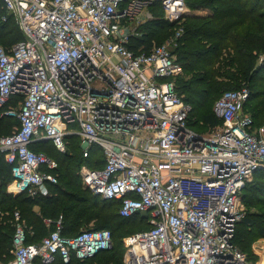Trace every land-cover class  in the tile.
Returning a JSON list of instances; mask_svg holds the SVG:
<instances>
[{
	"label": "built area",
	"instance_id": "built-area-1",
	"mask_svg": "<svg viewBox=\"0 0 264 264\" xmlns=\"http://www.w3.org/2000/svg\"><path fill=\"white\" fill-rule=\"evenodd\" d=\"M154 4L170 23L188 11L184 0H0L21 32L9 47L0 45V115L18 120L0 136L12 176L7 189L46 194L58 163L30 144L48 140L63 153L75 135L84 157L91 146L103 155L101 167H79L82 186L118 201L120 216H147L149 228L123 238V264H264L261 239L251 245L258 261L233 242L245 213L241 191L264 169L262 127L250 131L243 113L248 88L214 101L220 125L190 128L191 107L173 81L182 66L168 43L127 47L153 18ZM181 32L174 29V43ZM13 96L17 104L5 107ZM13 221L12 257L0 264L67 263L112 245L104 228L61 234L62 215L44 219L54 228L28 243L18 212Z\"/></svg>",
	"mask_w": 264,
	"mask_h": 264
},
{
	"label": "trees",
	"instance_id": "trees-1",
	"mask_svg": "<svg viewBox=\"0 0 264 264\" xmlns=\"http://www.w3.org/2000/svg\"><path fill=\"white\" fill-rule=\"evenodd\" d=\"M190 11L208 9V15L187 13L180 23L163 19L158 4L150 10L153 18L137 27L138 35L131 36L127 47L133 51L147 50L170 37L176 27L181 35L171 51L182 66V72L173 81L182 100L190 105L188 126L204 132L220 125L222 120L213 112V103L225 90L248 88L243 113L252 119L251 129L264 125V0H184ZM4 17V20H1ZM21 38V32L11 15L0 9V45L9 47ZM261 58V61L259 60ZM20 96H13L5 105L17 104ZM4 107V108H5ZM248 109V110H247ZM2 108H0V113ZM18 120L0 115V136L9 134ZM205 129H199L200 126ZM67 147L58 152L48 141L30 144L34 151H41L58 163L57 182L46 184V194L29 195L27 192H6L12 182L10 166L0 153V261L11 256L13 213L18 212L26 228V242H37L47 230L44 219L51 221L62 215L61 234L73 236L88 228H104L111 233V248L101 250L85 259L71 256L67 263L55 264H123V238L136 231L149 228L146 214L136 212L130 216L118 215V201L107 200L85 189L78 169L82 164L91 168L103 165L99 147L91 146L83 156L79 138L67 136ZM49 147V148H48ZM52 148V150L50 149ZM251 181L241 191L246 207L244 216L236 225L233 242L246 253L249 260L256 259L251 245L264 238V169L256 170ZM78 179H77V178ZM63 181V184H62ZM66 185V186H64ZM69 188H68V187ZM39 207L40 213L33 207ZM61 212V213H60ZM45 214L49 216L46 217ZM84 226V229H80Z\"/></svg>",
	"mask_w": 264,
	"mask_h": 264
},
{
	"label": "rangeland",
	"instance_id": "rangeland-1",
	"mask_svg": "<svg viewBox=\"0 0 264 264\" xmlns=\"http://www.w3.org/2000/svg\"><path fill=\"white\" fill-rule=\"evenodd\" d=\"M187 13H191V14H197V15H208L209 13H210V11L208 10V9H195V10H193V11H190L189 9H188V11H187ZM186 13V14H187ZM138 27H140V25L138 26ZM173 38H175V34H173V35H171L170 37H167V38H165L164 40H162L161 41V43L160 44H164V43H168L167 44V47L170 49V50H172L173 48H175V46H176V39L178 38H176V39H174V41H175V43L173 42ZM248 110V109H247ZM198 126H200L199 127V129H202V130H204L205 128L204 127H201V125H198ZM205 131V130H204ZM49 148V147H48ZM50 149L52 150V148L50 147ZM79 170V169H78ZM79 174L77 173V176H78ZM253 177H254V175H252L251 176V178L249 179V181H251L252 179H253ZM77 178V177H76ZM78 179V178H77ZM62 184H63V181H62ZM64 186H66V185H64ZM68 187V186H67ZM69 188V187H68ZM6 192L7 193H10V191L6 188ZM242 203H243V201H242ZM243 208L246 210V207L244 206V203H243ZM33 209L36 211V212H38V213H40L41 211H40V208L39 207H37V206H35V207H33ZM244 210V211H245ZM61 213V212H60ZM46 215V217L47 216H49L48 214H45ZM46 219H48V218H46ZM50 220V219H49ZM44 224H45V227H42V230L43 231H45V230H47V228L46 227H48L49 226V224L50 223H45L44 222ZM80 229H84V226H81L80 227ZM264 239V238H263ZM259 243L261 244V246L263 245V249H264V240H259ZM262 251H264V250H262ZM263 253V252H262ZM256 259H255V261H258L259 260V254H256ZM261 262H264V257L262 258V260H261ZM260 262V263H261Z\"/></svg>",
	"mask_w": 264,
	"mask_h": 264
},
{
	"label": "water",
	"instance_id": "water-1",
	"mask_svg": "<svg viewBox=\"0 0 264 264\" xmlns=\"http://www.w3.org/2000/svg\"><path fill=\"white\" fill-rule=\"evenodd\" d=\"M262 134L264 136V125L262 126Z\"/></svg>",
	"mask_w": 264,
	"mask_h": 264
},
{
	"label": "crops",
	"instance_id": "crops-1",
	"mask_svg": "<svg viewBox=\"0 0 264 264\" xmlns=\"http://www.w3.org/2000/svg\"><path fill=\"white\" fill-rule=\"evenodd\" d=\"M264 240V239H263Z\"/></svg>",
	"mask_w": 264,
	"mask_h": 264
}]
</instances>
